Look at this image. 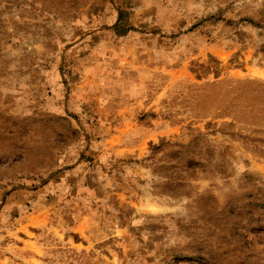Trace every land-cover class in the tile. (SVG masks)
<instances>
[{
    "label": "rangeland",
    "instance_id": "obj_1",
    "mask_svg": "<svg viewBox=\"0 0 264 264\" xmlns=\"http://www.w3.org/2000/svg\"><path fill=\"white\" fill-rule=\"evenodd\" d=\"M0 264H264V0H0Z\"/></svg>",
    "mask_w": 264,
    "mask_h": 264
}]
</instances>
